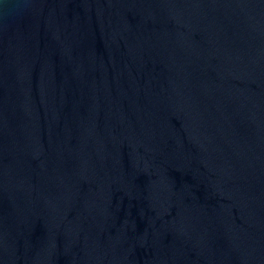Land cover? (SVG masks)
Instances as JSON below:
<instances>
[{"label": "water", "instance_id": "obj_1", "mask_svg": "<svg viewBox=\"0 0 264 264\" xmlns=\"http://www.w3.org/2000/svg\"><path fill=\"white\" fill-rule=\"evenodd\" d=\"M0 264H264V0H0Z\"/></svg>", "mask_w": 264, "mask_h": 264}]
</instances>
